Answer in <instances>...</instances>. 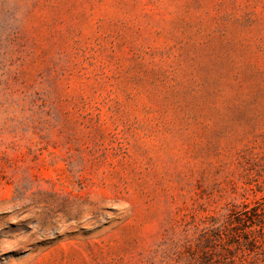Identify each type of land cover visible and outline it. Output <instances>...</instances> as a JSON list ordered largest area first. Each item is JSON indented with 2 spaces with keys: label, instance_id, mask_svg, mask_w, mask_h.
Here are the masks:
<instances>
[{
  "label": "rangeland",
  "instance_id": "obj_1",
  "mask_svg": "<svg viewBox=\"0 0 264 264\" xmlns=\"http://www.w3.org/2000/svg\"><path fill=\"white\" fill-rule=\"evenodd\" d=\"M0 264H264V0H0Z\"/></svg>",
  "mask_w": 264,
  "mask_h": 264
}]
</instances>
